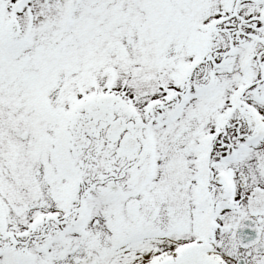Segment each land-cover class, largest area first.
<instances>
[{"label":"snow or ice","instance_id":"snow-or-ice-1","mask_svg":"<svg viewBox=\"0 0 264 264\" xmlns=\"http://www.w3.org/2000/svg\"><path fill=\"white\" fill-rule=\"evenodd\" d=\"M0 264H264V0H0Z\"/></svg>","mask_w":264,"mask_h":264}]
</instances>
